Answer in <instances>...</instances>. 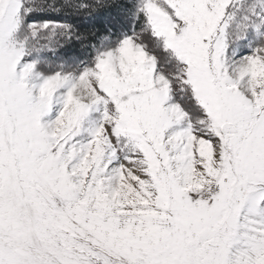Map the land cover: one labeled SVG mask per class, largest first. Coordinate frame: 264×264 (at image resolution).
I'll return each mask as SVG.
<instances>
[{
  "label": "snow or ice",
  "instance_id": "obj_1",
  "mask_svg": "<svg viewBox=\"0 0 264 264\" xmlns=\"http://www.w3.org/2000/svg\"><path fill=\"white\" fill-rule=\"evenodd\" d=\"M0 264H264V0H0Z\"/></svg>",
  "mask_w": 264,
  "mask_h": 264
}]
</instances>
